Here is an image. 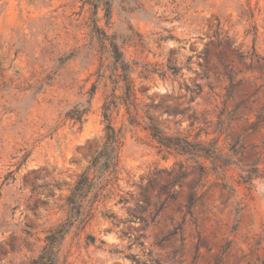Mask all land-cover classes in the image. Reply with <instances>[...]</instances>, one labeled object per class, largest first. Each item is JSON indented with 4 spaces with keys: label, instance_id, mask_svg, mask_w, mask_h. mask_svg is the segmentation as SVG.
<instances>
[{
    "label": "rangeland",
    "instance_id": "374dc122",
    "mask_svg": "<svg viewBox=\"0 0 264 264\" xmlns=\"http://www.w3.org/2000/svg\"><path fill=\"white\" fill-rule=\"evenodd\" d=\"M101 31L131 67L129 111ZM149 122L222 157L168 150ZM107 124L116 173L57 264H264V0H0V264L65 222Z\"/></svg>",
    "mask_w": 264,
    "mask_h": 264
},
{
    "label": "trees",
    "instance_id": "16d2710c",
    "mask_svg": "<svg viewBox=\"0 0 264 264\" xmlns=\"http://www.w3.org/2000/svg\"><path fill=\"white\" fill-rule=\"evenodd\" d=\"M94 8L96 9L97 6L94 5ZM109 10V7H107L106 12L109 13ZM101 35L108 41L109 52L115 67L114 72L118 78H121V82L124 85L122 90L124 98L122 104L126 107V110L129 111L135 99L129 76L131 67L123 59L117 44L103 31H101ZM228 80L230 82V87H232L233 84L231 83L230 77H228ZM104 116L107 120L106 113H104ZM79 118L80 117H77V120H79ZM147 128L151 137L155 139L160 146L168 150L172 149L183 155H190L198 159H206L212 163H215V161L217 162V159L222 157L215 147L201 145L183 137L167 135L158 124L149 122ZM118 144L119 136L117 131L110 124H107L103 146L91 158L89 165L78 176L74 186L70 189L69 195L66 197L67 218L65 222L48 232L41 252L36 258L31 259L28 264H57L59 245L73 224L79 222L83 218L88 196L92 195V193L96 194L106 177L116 173L118 165ZM238 169L240 171L241 180L244 183H249L254 176L251 173L252 171L250 172L242 167H238Z\"/></svg>",
    "mask_w": 264,
    "mask_h": 264
}]
</instances>
